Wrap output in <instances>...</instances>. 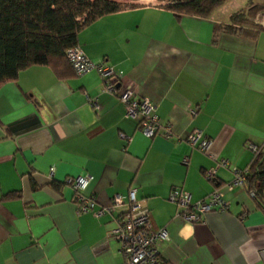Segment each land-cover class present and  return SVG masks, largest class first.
Returning <instances> with one entry per match:
<instances>
[{"label":"crops","instance_id":"0c3cea01","mask_svg":"<svg viewBox=\"0 0 264 264\" xmlns=\"http://www.w3.org/2000/svg\"><path fill=\"white\" fill-rule=\"evenodd\" d=\"M251 3L206 17L134 4L78 30L90 60H104L117 85L155 103L158 120L170 123L168 137L142 134L94 70L59 77L33 64L0 84V264H120L107 232L126 210L130 186L152 226L167 230L156 244L160 264H258L264 212L245 189L226 192L227 210L195 222L167 198L173 187L186 189L191 201L224 189L233 167L252 166L248 142L264 156V30L213 31ZM192 128L208 138L205 151L184 140ZM219 158L227 164L215 166ZM214 166V178H204ZM84 173L90 180L82 193L94 195V208L114 194L124 202L99 216L76 213L63 180Z\"/></svg>","mask_w":264,"mask_h":264},{"label":"built area","instance_id":"2783aa9c","mask_svg":"<svg viewBox=\"0 0 264 264\" xmlns=\"http://www.w3.org/2000/svg\"><path fill=\"white\" fill-rule=\"evenodd\" d=\"M263 7L258 10L252 17V21L264 30V3ZM66 60L75 74H83L94 70L103 85L106 92L115 95L123 106L124 116L135 119L138 128L145 136L151 137L159 135L162 137L170 136V123L160 122L155 112V103L146 96H135L132 90L125 85H117L112 80L113 69L104 61L90 60L78 46L73 44L64 50ZM87 104L96 108L94 98L87 95ZM196 108H189V113L193 115ZM184 140L190 147H196L205 151L208 147L209 140L203 135L199 128L190 129L184 136ZM248 149L254 154L257 146L253 143H247ZM188 156L181 158V163L186 164ZM227 164L226 158L216 160L217 165ZM207 168L203 170L202 175L206 179H213L216 168ZM249 173L248 167L232 168V176L225 183L224 189L216 188L203 196L202 198L191 201L190 194L186 189L173 187L168 193V200L177 204L180 209L178 215L186 221L195 222L200 219L203 213L210 210H227L229 200L226 192L233 190L235 187L243 188L252 198L260 196L264 201V187L260 192L257 186L246 188V178ZM90 180L87 173L66 176L63 182L71 188L74 200V209L76 213L90 211L94 216H99L105 212H110L115 207L124 202L123 196L114 194L107 204L95 207V197L93 194H83L82 190ZM258 184V181H255ZM126 210L118 215L115 224L108 229V237L118 243V248L122 254L120 264H160L156 244L158 240H167L168 233L164 227H153L149 218L148 208L143 205L135 195V188L130 186L126 192ZM257 263L264 264V247L257 251Z\"/></svg>","mask_w":264,"mask_h":264},{"label":"trees","instance_id":"16d2710c","mask_svg":"<svg viewBox=\"0 0 264 264\" xmlns=\"http://www.w3.org/2000/svg\"><path fill=\"white\" fill-rule=\"evenodd\" d=\"M160 1L178 13L206 17L225 0ZM133 5L114 0H0V84L15 79L19 71L33 64H46L56 76H64L71 70L64 50L77 43L78 30L102 14ZM262 7L251 3L238 9L230 15V23H214L213 31L238 32L241 26L236 25L259 28L246 16H253ZM258 151L248 167L246 188L256 185L260 192L264 187V156ZM252 199L264 212L261 197Z\"/></svg>","mask_w":264,"mask_h":264},{"label":"rangeland","instance_id":"374dc122","mask_svg":"<svg viewBox=\"0 0 264 264\" xmlns=\"http://www.w3.org/2000/svg\"><path fill=\"white\" fill-rule=\"evenodd\" d=\"M118 2H124L126 4H152V3H159L162 4L163 1L160 0H114ZM254 2L256 4H263L264 0H225L219 7L217 8H226L229 9L231 7H235L236 4H242V3H249ZM252 17V16H251ZM250 20H252L250 18Z\"/></svg>","mask_w":264,"mask_h":264},{"label":"water","instance_id":"95a60500","mask_svg":"<svg viewBox=\"0 0 264 264\" xmlns=\"http://www.w3.org/2000/svg\"><path fill=\"white\" fill-rule=\"evenodd\" d=\"M112 80L115 81V78L113 77ZM115 84H116V82H115Z\"/></svg>","mask_w":264,"mask_h":264}]
</instances>
